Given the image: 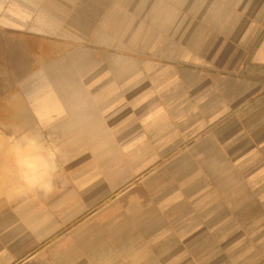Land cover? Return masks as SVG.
<instances>
[{
  "label": "crops",
  "instance_id": "obj_1",
  "mask_svg": "<svg viewBox=\"0 0 264 264\" xmlns=\"http://www.w3.org/2000/svg\"><path fill=\"white\" fill-rule=\"evenodd\" d=\"M0 96V264H264V0H0Z\"/></svg>",
  "mask_w": 264,
  "mask_h": 264
},
{
  "label": "clouds",
  "instance_id": "obj_2",
  "mask_svg": "<svg viewBox=\"0 0 264 264\" xmlns=\"http://www.w3.org/2000/svg\"><path fill=\"white\" fill-rule=\"evenodd\" d=\"M14 169L0 173V187L11 177L15 183L3 192L9 200L25 192H40L45 196L54 191V179L58 171L57 158L60 149L48 145L40 137L25 134L9 149ZM33 159L43 161L33 163Z\"/></svg>",
  "mask_w": 264,
  "mask_h": 264
},
{
  "label": "rangeland",
  "instance_id": "obj_3",
  "mask_svg": "<svg viewBox=\"0 0 264 264\" xmlns=\"http://www.w3.org/2000/svg\"><path fill=\"white\" fill-rule=\"evenodd\" d=\"M3 99H4L3 96H0V122L11 121L16 116V112L15 111L14 112H12V111H10V112H7V111L6 112H2V106L1 105H2V100ZM17 102H18L17 98H14L13 103H14L15 107L17 106L16 105ZM2 130H3V128L0 127V134H2L1 133Z\"/></svg>",
  "mask_w": 264,
  "mask_h": 264
}]
</instances>
